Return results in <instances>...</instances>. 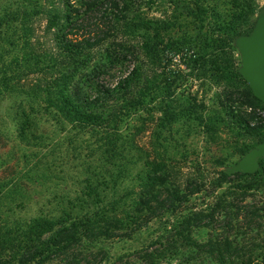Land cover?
Listing matches in <instances>:
<instances>
[{"label": "trees", "instance_id": "trees-1", "mask_svg": "<svg viewBox=\"0 0 264 264\" xmlns=\"http://www.w3.org/2000/svg\"><path fill=\"white\" fill-rule=\"evenodd\" d=\"M25 1L0 12V264H101L106 253H92L86 243L128 236L202 190L197 181L176 185L156 165L137 177L130 204L119 194L145 129V122L133 127L139 112L159 114L170 131L191 118L203 130L224 124L205 117L194 100L176 97L181 74L224 84L220 115L235 136L251 142L238 150L240 157L264 141V103L238 73L234 47V39L252 29L260 8L255 0H165L169 14L147 22L154 36L141 43H133L132 34L142 10L158 0ZM169 29L175 37L162 35ZM181 55L184 69L172 67ZM141 149L144 159L152 157V145ZM58 154L67 164L76 161L77 178L88 179L74 180L69 206L50 215L40 211L39 188L47 173L55 178ZM259 164L254 174L218 171L214 187L231 177L264 175V159ZM234 208L240 210L218 198L210 210L188 213L183 237L190 239L191 228L212 227ZM204 248L223 262L240 256L227 241Z\"/></svg>", "mask_w": 264, "mask_h": 264}, {"label": "rangeland", "instance_id": "rangeland-1", "mask_svg": "<svg viewBox=\"0 0 264 264\" xmlns=\"http://www.w3.org/2000/svg\"><path fill=\"white\" fill-rule=\"evenodd\" d=\"M255 1L259 7L264 6V0ZM19 4L25 6L26 1L0 0V12L3 15L4 11ZM165 4V0H158L142 10L140 18L143 21L132 34L133 43H141L144 38L151 40L154 31L148 27L147 22L153 18L162 19L165 14H169ZM2 30L6 31V27ZM175 33L176 31L169 29L162 32V35L166 36L165 38L169 35L175 37ZM4 39L5 35L3 41ZM184 57L185 55L173 57L172 67L184 69L179 66L182 65L181 59ZM181 75L184 80L176 82V97L179 96L181 102L194 100L196 107H202L205 117L221 120L224 124L214 132L203 130L202 126L191 118L185 120L183 126L174 125V129L170 131L169 127H163L164 123L160 122L159 114L152 117L143 111L139 112L133 127L140 128L145 122V129L138 135V148L133 152V159L128 160L127 169L131 170V178L118 185L119 194L124 197L122 204H130L133 201L132 193L138 189L137 177L150 172L156 165L169 171L172 175L171 181L176 185L184 187L188 182L197 181L204 185L202 190L188 197L175 212H161L148 221H143L140 228L129 232L128 236L100 239L86 243L85 247L92 253L100 249L106 253L101 264H264V175L250 178L231 177L220 187H214L213 183L218 171H224L225 167L236 163L240 158L238 150L251 142L235 136L228 126V121L220 115L222 112L218 108L217 98L221 95L224 84L216 82L210 75L202 80L197 79L195 75ZM1 106L6 107V103ZM154 107H158V101L154 103ZM145 145L153 147V150L149 151L152 157L148 159H144L143 153L138 154ZM58 157L61 159L59 154ZM61 160L56 174L53 173L55 178L47 173L46 181L39 188L42 199L40 211L50 215L58 213L60 207L69 206L67 200L73 196L74 180L85 183L88 179L75 176L76 161L72 163L68 160L67 164ZM218 198L232 202L239 206L240 210L236 211L234 208L229 212V216L219 218L217 224L214 223L210 228H191L189 240L183 237L185 233L181 230V224L186 215L193 211L210 210ZM251 208L263 210L257 211V215H247L245 211ZM141 215L143 217V214ZM218 241L229 242L233 248H237L240 256L223 262L220 261L219 254H207L204 247L210 242Z\"/></svg>", "mask_w": 264, "mask_h": 264}, {"label": "water", "instance_id": "water-1", "mask_svg": "<svg viewBox=\"0 0 264 264\" xmlns=\"http://www.w3.org/2000/svg\"><path fill=\"white\" fill-rule=\"evenodd\" d=\"M240 57L238 73L251 94L264 103V6L259 8L251 31L234 39ZM264 159V141L254 145L236 163L225 167L226 174H254Z\"/></svg>", "mask_w": 264, "mask_h": 264}]
</instances>
